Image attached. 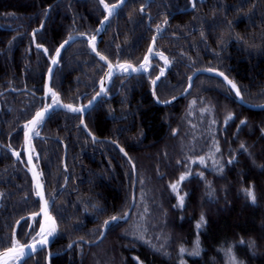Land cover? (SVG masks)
<instances>
[{"label":"trees","instance_id":"1","mask_svg":"<svg viewBox=\"0 0 264 264\" xmlns=\"http://www.w3.org/2000/svg\"><path fill=\"white\" fill-rule=\"evenodd\" d=\"M104 18L98 0H0V251L41 235L39 218L17 226L40 204L7 148L22 150L23 125L43 106L50 60L67 40L76 38L60 56L52 93L75 106L96 94L106 66L84 37ZM154 40L147 74L117 77L112 97L87 114L98 141L84 133L80 115L62 110L35 141L47 202L62 225L51 252L81 241L51 264H232L231 257L264 264V111L241 106L209 75L197 76L171 106L152 95L160 76L156 95L164 103L187 89L194 72L210 69L231 79L247 104H263L264 0H128L97 51L113 65L137 67ZM117 146L136 169L135 206L128 221L88 247L82 241H96L105 222L124 217L132 203L134 172ZM47 256L24 264H47Z\"/></svg>","mask_w":264,"mask_h":264},{"label":"water","instance_id":"2","mask_svg":"<svg viewBox=\"0 0 264 264\" xmlns=\"http://www.w3.org/2000/svg\"><path fill=\"white\" fill-rule=\"evenodd\" d=\"M98 1L102 7V10L105 13V18L102 21L99 28L92 35L84 37V41L86 43V46H87L90 54L106 66V71H105L102 79L100 80V82L98 84L97 94L84 106L77 107V106L71 105L72 108L80 109V111H72L68 107H66V105H70V104H57V105L51 106L47 109H43V110L39 111V112H44V116H47V117L54 110H62V111L68 112V113L80 114L81 115V127L83 128L86 135L89 136L93 141H98L99 139H97L95 136H93L91 134V132L89 131V129L87 128L86 123H85L86 115L93 108H95L101 101H103V99L108 98V91H109L110 87L112 86L114 79L118 75H120L121 73H127V74H129L128 76L131 77L133 75L147 74V69L151 65L153 49H154V45L156 42L155 40L153 41V43L151 44V47L149 48V50L145 56L144 61L141 63L140 66L134 67V66H130L127 64H119L117 66H114L109 59H107L105 56L101 55L97 51V47H98L99 43L102 41L103 37L114 26L116 19L118 17L119 11L127 4L128 0H118V2H116L115 4H112V5L107 4L104 0H98ZM105 5H108V8H105ZM109 8L112 9L111 13H109V10H108ZM43 27H44V23L42 24V26L39 29L34 31V33L32 35L34 43H36L35 34L37 32H39ZM93 38H95V39L93 40ZM75 39L76 38H72V39H69L66 42H64L57 50L59 52V55L58 56L55 55L54 58L52 60H50V68H49V71L46 75V82H45V96H44L45 98L47 97V95L50 92L49 90L51 89L50 83H51L52 75H53V72L58 65L60 56H61L65 46L67 44H69L70 42L74 41ZM93 48H95V51L93 50ZM39 49L44 51L46 57L49 56L48 52L45 51L44 48H39ZM150 50H151V52H150ZM97 53H99V55ZM101 56L105 57V59H101ZM53 60H56L55 64H53V62H52ZM120 66H123V67H120ZM110 67H111V75L109 76ZM124 68H127L128 70L125 71ZM164 73H166V70H164L163 74ZM199 75L214 76V77H217V78L223 80L224 83L227 85V87L234 93V95L237 98L238 103L241 106H243L249 110H252V111H264V104H261V105L247 104L243 100V97L241 95L239 88L231 79H229L226 75H224L223 73H221L219 71L210 70V69H203V70H198V71L194 72V74L190 77L189 86L187 87V89L182 94H180L179 96H177V97H175V98H173L167 102H164V103H161L158 100L157 95H156V86L159 83V81L161 80V76L158 77L155 81L152 82V95H153L154 101L161 106H171V105L185 99L193 88L195 78ZM225 77L227 79H225ZM229 81H231L232 83L230 84ZM232 84H235L236 88H233ZM237 90H239V95H237ZM36 114L30 116L24 124V151L26 154V159H27V164H28L27 172L31 178L32 185H33V187L36 191L37 197L39 199L40 211L37 214L30 215L26 219H33L34 217H40L41 218V227L39 230V232L41 234V238L39 240H37L36 242L24 245L25 251H24V254L19 257L18 264H24L27 260H29L30 258L34 257L35 255H37L38 253H40L44 250H46V252L48 254L47 264H51V259L53 257L59 256V255H64V254L68 253L78 242H81V241H74L62 253H51V247L58 241V239L61 236L62 227H61V223L58 221L56 216H54L51 213L50 207H49L47 199H46L45 188H44V185L42 182V176L38 172V169H37V167L33 161V157H32V152H31L32 138H31V131H29V128L32 127L30 122L35 119ZM26 126H28V127H26ZM29 137H30V139H29ZM117 147L122 152L124 157L130 162L132 169H133V172H134L135 181H134L133 192H132V203H131V206H130L128 212L126 213L125 217H120V218H117L115 220L110 219V220L105 222L102 234L95 242L88 243V242L82 241L84 244H86L90 247L98 245L99 243H101L105 239V237L108 233V230L110 229V227L113 223H115V222L116 223H124V222L128 221V219L130 218L131 213L134 209V206H135L136 186H137L136 169L134 167V164L130 160L129 156L121 149V147H119V146H117ZM12 154L14 155V157L16 159H18L19 155L17 153H15V154L12 153ZM29 157H31V159H29ZM38 183L41 186L39 188H38ZM38 192H42L43 198H41V196L38 195ZM45 201L47 202V216H45ZM49 217H50V219H49ZM23 220H25V218L21 219L17 223V226H19V224ZM53 221H54L55 230L52 232L51 235H47V233L49 231H51L53 228ZM42 227L44 228V232H41ZM45 236L47 237L46 242L41 243V241L44 240ZM28 246H32V248H29ZM8 250H9V248L5 249L3 251H0V255H3Z\"/></svg>","mask_w":264,"mask_h":264},{"label":"snow or ice","instance_id":"3","mask_svg":"<svg viewBox=\"0 0 264 264\" xmlns=\"http://www.w3.org/2000/svg\"><path fill=\"white\" fill-rule=\"evenodd\" d=\"M105 8H108V5H105ZM108 10H109V13H111L112 9L109 8ZM94 39L95 38H93V40ZM93 50L95 51V48H93ZM150 52H151V50H150ZM97 54L99 55V53H97ZM56 55L57 56L59 55V52L58 51H57ZM101 59H105V57L101 56ZM52 62H53V64H55L56 63V60H53ZM120 67H123V66H120ZM124 70L127 71L128 69L127 68H124ZM110 75H111V67L109 69V76ZM225 79H227V78L225 77ZM229 83L231 84L232 82L229 81ZM232 87L233 88H236V85L235 84H232ZM49 91H51V89ZM237 95H239V90H237ZM52 96L54 98V102H56V99L57 98H56V94L54 92L52 93ZM66 107H68L72 111H80V109L72 108L71 105H66ZM43 118H44V112H38L36 114L35 119L30 122L31 125H32V127L29 128V131H34L35 126L38 123H40L43 120ZM229 119H231V117H229ZM26 127H28V126H26ZM35 134L36 135H39L38 132H36ZM29 139H30V137H29ZM29 159H31V157H29ZM201 163H203V160H201ZM180 179L183 180L184 177L182 176ZM39 187H41V186L38 183V188ZM172 187H173V190H176V187L177 186L176 185H173ZM38 195H40L41 198H43L42 192H38ZM246 195L248 197H250L253 201H255V194H254L253 191L246 190ZM180 202H181V205H182L183 204V197H181ZM45 216H47V202L46 201H45ZM49 219H50V217H49ZM112 219L115 220L117 218L116 217H113ZM201 222L202 223L204 222V218L203 217H201ZM197 227L199 228L200 227V224H198ZM54 230H55V228H54V221H53V228H52L51 231H49L47 233V235H51ZM41 232H44V228L43 227L41 228ZM46 238L47 237L45 236L44 240H42L41 243L46 242ZM28 247L29 248H32V246H28ZM24 251H25V246L24 245H21L19 243V241H17L15 244H10L9 245V250L7 252H5L3 255H0V264H18L19 257L24 254ZM180 251H181V253H183L186 250L183 249V248H181ZM192 254H194V255H198L199 254V244L198 243H197V249H196V251L193 252ZM231 261H232V264H236L235 257H231Z\"/></svg>","mask_w":264,"mask_h":264},{"label":"flooded vegetation","instance_id":"4","mask_svg":"<svg viewBox=\"0 0 264 264\" xmlns=\"http://www.w3.org/2000/svg\"><path fill=\"white\" fill-rule=\"evenodd\" d=\"M117 20V19H116ZM113 28V27H112ZM111 31V30H110ZM109 31V32H110ZM92 35V34H91ZM90 36V35H89ZM85 42V41H84ZM85 45H86V43H85ZM153 56V55H152ZM117 65H119V64H115L114 66H117ZM55 71V70H54ZM105 71H106V69H105ZM54 73V72H53ZM105 73V72H104ZM127 73H121L120 75H118L117 77H119V76H124V75H126ZM127 75H129V74H127ZM53 76V75H52ZM116 77V78H117ZM115 78V79H116ZM114 79V80H115ZM46 82V81H45ZM114 82V81H113ZM50 86H51V83H50ZM111 88V87H110ZM110 90V89H109ZM97 91H98V89H97ZM96 94H97V92H96ZM95 94V95H96ZM49 96L51 95L52 96V90L49 92V94H48ZM48 95H47V97H48ZM94 95V96H95ZM44 96H45V91H44ZM93 96V97H94ZM53 97V96H52ZM45 98V97H44ZM101 103V102H100ZM57 104H63V103H61L58 99L56 100V102H54V100L51 102V103H49V102H47V98H45V102H44V104H43V106L37 111V112H35L34 114H32V115H35L36 113H38L40 110H43V109H47V108H49V107H51V106H54V105H57ZM87 104V103H86ZM86 104H80V105H78L77 107H80V106H84V105H86ZM71 105V104H70ZM73 106H75V105H73ZM94 109V108H93ZM55 111V110H54ZM53 113V112H52ZM52 113H50L49 114V116L52 114ZM89 113V112H88ZM31 115V116H32ZM77 115H80V114H77ZM49 116L47 117V116H44V118H43V120L40 122V123H38L36 126H35V128H34V131H31V138H32V141H31V152H32V157H33V161H34V163H35V165H36V167H37V169H38V172L41 174V176H42V182H43V175H42V173H41V171H40V168H39V157H38V155H37V151H36V149H35V141L37 140V139H40V137H41V131H42V128H43V126H44V124H45V122L47 121V119L49 118ZM81 116V115H80ZM87 116V115H86ZM30 117V116H29ZM28 117V118H29ZM27 118V119H28ZM26 119V120H27ZM86 119V118H85ZM26 122V121H25ZM86 123V122H85ZM25 124V123H24ZM80 126H81V123H80ZM82 128V127H81ZM82 130H83V128H82ZM84 131V130H83ZM36 132H38L39 133V135H36L35 133ZM85 133V132H84ZM86 134V133H85ZM89 137V136H88ZM90 138V137H89ZM91 139V138H90ZM98 139V138H97ZM92 140V139H91ZM93 141V140H92ZM94 142H96V141H94ZM7 150L9 151V153L14 157V155L12 154V153H17L18 155H19V157H18V159H16L15 157V160L16 161H20L22 164H23V166H24V169H25V171H26V173L28 174V172H27V169H28V164H27V159H26V154H25V151H24V125H23V148H22V150L21 151H15V150H13V149H11V148H7ZM28 176H29V174H28ZM30 177V176H29ZM30 180H31V178H30ZM31 183H32V181H31ZM43 185H44V183H43ZM32 187H33V185H32ZM44 188H45V186H44ZM33 189H34V187H33ZM34 191H35V189H34ZM46 194V193H45ZM35 195H36V197H37V194H36V191H35ZM38 198V197H37ZM46 199H47V197H46ZM39 200V199H38ZM39 204H40V202H39ZM40 211V210H39ZM38 211V212H39ZM37 212V213H38ZM37 213H35V214H37ZM32 215H34V214H32ZM36 218H39L40 219V227H41V218L40 217H34L33 219H30V220H34V219H36ZM59 221V220H58ZM60 222V221H59ZM16 242H14V244H15ZM57 243V242H56ZM52 248V247H51ZM44 251H46V250H44ZM47 253V252H46Z\"/></svg>","mask_w":264,"mask_h":264},{"label":"rangeland","instance_id":"5","mask_svg":"<svg viewBox=\"0 0 264 264\" xmlns=\"http://www.w3.org/2000/svg\"><path fill=\"white\" fill-rule=\"evenodd\" d=\"M87 37V36H86ZM87 47V46H86ZM88 49V48H87ZM112 96L111 95H109V91H108V98H111ZM108 98H105V99H108ZM105 99H103V100H105ZM102 102V101H101ZM264 104V103H263ZM87 126V125H86ZM92 134V133H91ZM251 201H253L252 199H251ZM52 213V212H51ZM54 215V214H53ZM55 216V215H54ZM29 217V216H28ZM125 217V216H124ZM27 217H25V219H26ZM57 218V217H56ZM116 218H120V217H116ZM24 219V218H23ZM61 227H62V225H61ZM109 231V230H108ZM41 238V237H40ZM40 238H38L37 240H39ZM36 240V241H37ZM36 241H33V242H36ZM104 241V240H103ZM33 242H30V243H33ZM85 242V241H84ZM95 242V241H94ZM29 243V244H30ZM73 243V242H72ZM79 243V242H78ZM77 243V244H78ZM89 243V242H88ZM90 243H92V242H90ZM100 244V243H99ZM27 245V244H26ZM86 246H88V245H86ZM88 247H90V246H88ZM92 247H94V246H92ZM65 251V250H64ZM52 253V252H51ZM62 253V252H61ZM48 255V254H47ZM95 264H98L97 262H95ZM236 264H238L237 262H236Z\"/></svg>","mask_w":264,"mask_h":264},{"label":"bare ground","instance_id":"6","mask_svg":"<svg viewBox=\"0 0 264 264\" xmlns=\"http://www.w3.org/2000/svg\"><path fill=\"white\" fill-rule=\"evenodd\" d=\"M49 205V204H48Z\"/></svg>","mask_w":264,"mask_h":264}]
</instances>
